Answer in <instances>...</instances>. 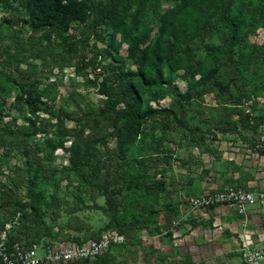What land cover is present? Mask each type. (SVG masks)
<instances>
[{"label":"rangeland","instance_id":"obj_1","mask_svg":"<svg viewBox=\"0 0 264 264\" xmlns=\"http://www.w3.org/2000/svg\"><path fill=\"white\" fill-rule=\"evenodd\" d=\"M24 3L0 0V264H21L19 252L34 264H227V247L207 245L186 214L195 187L221 168L223 133L251 141L264 122V0H145L134 56L96 10L60 40L31 27ZM226 6L243 21L230 51ZM23 90L30 106L17 100ZM134 109L175 117L137 125ZM78 157L87 160L79 174ZM28 193L43 224L23 217ZM106 233L117 241L99 256L50 260ZM234 248L230 264H243Z\"/></svg>","mask_w":264,"mask_h":264},{"label":"trees","instance_id":"obj_2","mask_svg":"<svg viewBox=\"0 0 264 264\" xmlns=\"http://www.w3.org/2000/svg\"><path fill=\"white\" fill-rule=\"evenodd\" d=\"M181 1L183 3L185 2L186 6L194 8L195 0ZM94 3V0H25V3L22 4V8L29 24L34 30L45 29L55 39L60 40L65 39L71 23H85L92 11L96 10L100 13L103 22L119 33L121 40L127 45L130 55L134 56L138 51L139 44L144 40V38L139 37L138 31L145 8V0H106L104 4L95 5ZM228 11L229 7L226 6L221 14L220 21L223 27L229 30L230 51L236 41L237 34L243 21L241 19H232L228 15ZM170 25L171 23H161L156 34V40H154L153 58L159 63L160 59L157 57L156 53L159 52L160 40L167 31L166 27ZM212 52L219 53L218 50H213L211 53ZM17 100L27 106H30L34 102V97L31 92L23 90L21 95L17 97ZM107 100L110 104L111 110H113L114 106L111 105L112 97H107ZM153 114H163L175 117L174 113L168 109L149 110L144 115H140L138 109L128 112V116L133 122H136L137 125L140 123L142 118L149 117ZM86 164L87 160L84 157L73 158L70 160V166L73 171L77 172V174H79L80 168L86 166ZM90 174L91 178L95 177V174ZM85 182H87L86 179ZM87 184L90 187L95 186L91 181ZM104 195L106 208H112L114 193L112 191H105ZM34 196L36 195L28 193L31 203H28L29 211L28 213H26V211L23 212V217L29 216L33 223H42L40 219V209H38L39 203L37 201H33ZM100 237L101 235L92 239H99ZM83 242L86 241L77 239L75 243L81 244Z\"/></svg>","mask_w":264,"mask_h":264},{"label":"crops","instance_id":"obj_3","mask_svg":"<svg viewBox=\"0 0 264 264\" xmlns=\"http://www.w3.org/2000/svg\"><path fill=\"white\" fill-rule=\"evenodd\" d=\"M256 134L257 132L253 134V139ZM234 135L237 136L233 137ZM222 138L225 139L220 142L222 157L214 158L215 163L220 162V171L216 168L209 179L201 182V185H195L193 193L200 195L225 186L240 187L247 191H264V156L251 150L253 139L242 140L238 133L231 132L223 133ZM230 138L235 141H228ZM195 182L198 184V180ZM187 209L188 222H197L194 228L199 230L201 237H205L203 241L207 245L214 240L217 243L215 245L227 247V264H230V257L239 256L234 245H241L246 238L256 247L264 246V217L256 208L248 209L245 217L226 205L196 211L190 207Z\"/></svg>","mask_w":264,"mask_h":264},{"label":"built area","instance_id":"obj_4","mask_svg":"<svg viewBox=\"0 0 264 264\" xmlns=\"http://www.w3.org/2000/svg\"><path fill=\"white\" fill-rule=\"evenodd\" d=\"M251 102L246 103L245 112L250 113ZM256 136L252 140L251 150L264 156V122L256 123ZM191 210H203L218 205H226L238 215L245 217L248 209H258L264 217V191H247L240 187L227 186L205 194L191 197L188 201ZM117 237L108 233L102 234L99 239H92L81 244L73 243L63 247L50 260H85L99 256ZM241 256L243 264H264V246L256 247L249 239L241 243ZM29 254V253H28ZM21 264H34L28 255L18 253ZM24 258V260H23ZM4 264H17L10 258H4Z\"/></svg>","mask_w":264,"mask_h":264}]
</instances>
